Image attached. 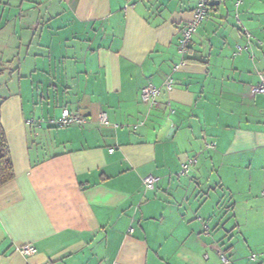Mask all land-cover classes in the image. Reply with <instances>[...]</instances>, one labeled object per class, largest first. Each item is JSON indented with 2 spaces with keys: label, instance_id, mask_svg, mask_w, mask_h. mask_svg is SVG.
Listing matches in <instances>:
<instances>
[{
  "label": "crops",
  "instance_id": "obj_1",
  "mask_svg": "<svg viewBox=\"0 0 264 264\" xmlns=\"http://www.w3.org/2000/svg\"><path fill=\"white\" fill-rule=\"evenodd\" d=\"M196 1L0 0V264H264V0Z\"/></svg>",
  "mask_w": 264,
  "mask_h": 264
},
{
  "label": "built area",
  "instance_id": "obj_2",
  "mask_svg": "<svg viewBox=\"0 0 264 264\" xmlns=\"http://www.w3.org/2000/svg\"><path fill=\"white\" fill-rule=\"evenodd\" d=\"M208 10H209L208 0H197L196 1V5L192 10L191 19L188 20L184 24V26L180 29V36L178 40L177 49L181 55L186 54L188 45H189V42H190V39L193 33L195 32L197 26L202 22V20L208 14ZM247 36H249V33H247ZM242 48H243L242 45L240 44L236 45V51H240ZM171 81L172 80L169 77H167V79L165 80V85L167 88H171V84H172ZM250 92L252 94L264 93V72H261L259 74V81L256 84L250 86ZM158 94H159V89L151 82H148L141 87V91H140L141 99L147 104H149L150 106L156 104V97ZM98 119L101 123H106V124L109 123L107 114L104 111H100L98 113ZM83 120L84 118L79 112L75 110H71L68 107H63L60 111L59 116L55 118L54 117L48 118L46 119V122H48L50 125L67 127L73 124L81 123L83 122ZM42 121H44V119L37 120V123L41 124ZM27 122L32 123L34 122V119L29 118ZM141 123L142 122L140 121L137 124L132 125V128L135 129L138 126V124H141ZM205 145L207 147H212L215 145V141L211 140L209 142H206ZM193 161H195V159L193 158H188L185 161H183L181 163V167L177 175L186 174L189 171L190 165L193 163ZM158 178H159L158 176L152 173L146 174L142 179L144 189L145 190L153 189ZM35 250H36V247L33 244H23L19 247V251L27 255L33 253ZM218 252L220 253L221 262L222 263L228 262V256L221 250H218ZM263 254L264 252H259V253L253 252L250 254V258L252 260H256ZM101 264H104V263H101Z\"/></svg>",
  "mask_w": 264,
  "mask_h": 264
},
{
  "label": "trees",
  "instance_id": "obj_3",
  "mask_svg": "<svg viewBox=\"0 0 264 264\" xmlns=\"http://www.w3.org/2000/svg\"><path fill=\"white\" fill-rule=\"evenodd\" d=\"M13 176L14 171L9 154V148L0 123V186L10 181Z\"/></svg>",
  "mask_w": 264,
  "mask_h": 264
},
{
  "label": "rangeland",
  "instance_id": "obj_4",
  "mask_svg": "<svg viewBox=\"0 0 264 264\" xmlns=\"http://www.w3.org/2000/svg\"><path fill=\"white\" fill-rule=\"evenodd\" d=\"M60 127V126H59Z\"/></svg>",
  "mask_w": 264,
  "mask_h": 264
}]
</instances>
